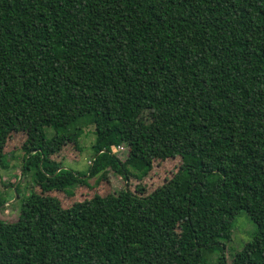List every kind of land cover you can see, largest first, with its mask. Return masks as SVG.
<instances>
[{
  "label": "trees",
  "instance_id": "trees-1",
  "mask_svg": "<svg viewBox=\"0 0 264 264\" xmlns=\"http://www.w3.org/2000/svg\"><path fill=\"white\" fill-rule=\"evenodd\" d=\"M22 123L21 175L67 198L103 172L180 167L148 195L124 186L68 208L7 184L0 208L19 205L0 218V264H159L172 240L167 264H264V0H0L2 168ZM90 126L87 172L64 168L56 144ZM241 211L256 232L228 261Z\"/></svg>",
  "mask_w": 264,
  "mask_h": 264
},
{
  "label": "rangeland",
  "instance_id": "rangeland-1",
  "mask_svg": "<svg viewBox=\"0 0 264 264\" xmlns=\"http://www.w3.org/2000/svg\"><path fill=\"white\" fill-rule=\"evenodd\" d=\"M42 111L36 110L31 113V117L38 119L41 117ZM143 126L147 130L153 128L156 123V119L150 112L145 110L142 113ZM94 128L92 126L85 128L83 134L77 142H71L64 144L60 141L56 144V147L52 151V157L54 159H63L62 166L67 169H72L77 172H87L89 162L93 158L92 144L94 141ZM30 131V125L22 123L19 125V129L11 141L8 142L5 153L7 156L6 168L0 166V195L5 198L11 197L10 188H6L7 184L20 182L22 186V192L27 193L30 187H33L37 193H42L47 196L56 197L61 202L64 208H68L74 203V201H80L90 198L94 193L105 195L113 191H118L120 188L127 186L128 189L137 194L138 196H145L153 192L155 189L162 186L167 180H169L180 167L179 159H169L166 161L155 162L151 171L141 181L134 180L132 178L125 181L117 174V169L113 170L109 174L103 172L99 177L91 179L89 181L92 189L84 187L75 188V195L72 198H67L62 193V190L58 185L53 182L47 183L43 189H39L31 182L30 175H21L20 167L22 160L21 146L25 142L27 135ZM55 135L52 128H45V137L50 140ZM124 147H117L116 155L124 158ZM14 178H17L15 180ZM138 188H143V191H139ZM18 200V197L11 203L5 204L0 208V218L5 221H15L18 215L19 202L14 204ZM256 232L255 224L249 219L244 211H241L234 219L233 230L231 240L226 243V258L231 260L235 252L240 251L243 245L251 240ZM175 241L172 240L166 247V252L160 258L159 264H167L172 256ZM215 255V254H214ZM216 257L214 256V259ZM211 259V258H209Z\"/></svg>",
  "mask_w": 264,
  "mask_h": 264
},
{
  "label": "built area",
  "instance_id": "built-area-1",
  "mask_svg": "<svg viewBox=\"0 0 264 264\" xmlns=\"http://www.w3.org/2000/svg\"><path fill=\"white\" fill-rule=\"evenodd\" d=\"M116 148H117V147H115V146H111L110 149H111V152H112L113 154H116V152H115Z\"/></svg>",
  "mask_w": 264,
  "mask_h": 264
},
{
  "label": "water",
  "instance_id": "water-1",
  "mask_svg": "<svg viewBox=\"0 0 264 264\" xmlns=\"http://www.w3.org/2000/svg\"><path fill=\"white\" fill-rule=\"evenodd\" d=\"M13 190H14V192H15V186L13 187ZM16 198H17V195L15 194L14 199H13L12 201H14ZM12 201H11V202H12Z\"/></svg>",
  "mask_w": 264,
  "mask_h": 264
}]
</instances>
